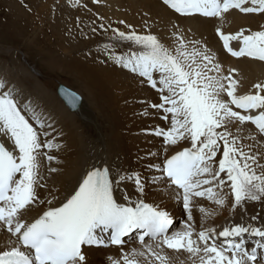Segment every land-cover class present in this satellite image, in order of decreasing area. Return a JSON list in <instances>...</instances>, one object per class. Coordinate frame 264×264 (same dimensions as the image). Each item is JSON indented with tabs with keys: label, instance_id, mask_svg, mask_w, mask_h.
I'll return each instance as SVG.
<instances>
[{
	"label": "snow or ice",
	"instance_id": "6c2138e0",
	"mask_svg": "<svg viewBox=\"0 0 264 264\" xmlns=\"http://www.w3.org/2000/svg\"><path fill=\"white\" fill-rule=\"evenodd\" d=\"M249 2L251 6H246ZM163 3L184 16L222 17L230 9L264 13V0H163ZM244 32L241 29L235 34H224L217 29L224 49L232 56L264 61V30L247 35ZM114 34L117 41L129 42L140 49L116 55V62L146 78L147 83L161 93V102L149 107L163 110L165 120L167 114H171V127L145 129L146 134L163 137L166 146L190 138V148L165 156L162 164L145 166L161 174L152 177V184L160 181L168 188L174 186L173 195L182 202L187 221L182 230L170 232L174 223L170 213L158 204L145 202L148 183L145 175L105 162L103 166L92 165L60 206H51L53 201L49 199V207L32 222H26L22 211L45 203L37 193V189L44 186L40 175L41 149L51 150L54 144L52 140L42 141L41 135L49 136L45 128L52 125L45 124L43 113L38 112L30 100L18 105L15 90L8 88L0 92V231H6L14 239H9L0 250V264H87L83 246L122 248L125 238L133 233H139L136 239L140 247L127 253L122 251L120 259L109 257L110 264H178V257L169 256L165 249L177 254L186 252L191 264H258V250H264V225L254 226L242 221L226 225L217 233L214 226L205 227L204 223L216 212L200 206L202 222L197 232L192 199L206 197L219 208L226 207L227 196L222 192L225 179L221 178V173H226L231 182L233 211L246 201L259 202L264 198V173L256 171L257 167L264 168L258 163L259 153L245 152L238 143L239 138L228 130L235 122L241 125L251 122L264 134V95L261 94L264 85L256 84L255 94L238 95V81L220 73V65L213 63L214 56L208 54L209 50L196 48L199 42H185L175 32V49L168 48L151 33H125L117 29ZM233 40L240 41L238 50L231 47ZM108 48L109 45H105V50ZM154 73L158 74V79L154 78ZM5 87V82L0 81V89ZM62 92L71 105L79 100L75 93L63 89ZM223 93L230 100L222 99ZM232 105L244 112L253 109L259 112L242 114ZM22 109L30 114L35 127ZM3 138L11 142V148ZM218 141H223V155L215 168ZM253 147L256 145H250L249 149ZM43 155L48 161L55 159L47 153ZM122 183L132 184L137 195L124 194L122 200H118L115 192ZM251 220L256 221L257 217L252 216ZM146 237L152 242L145 243ZM249 237L256 238L255 246L250 248ZM259 264H264V254H260Z\"/></svg>",
	"mask_w": 264,
	"mask_h": 264
},
{
	"label": "bare ground",
	"instance_id": "6f19581e",
	"mask_svg": "<svg viewBox=\"0 0 264 264\" xmlns=\"http://www.w3.org/2000/svg\"><path fill=\"white\" fill-rule=\"evenodd\" d=\"M30 3L35 7L37 14L47 16L55 14L51 27L59 36L55 46L60 50L61 57L58 58L57 54L50 55L54 50L47 52L50 58L49 65L53 69L68 72L75 77V83H80L82 90L77 93L64 86L66 91L75 93L79 97L75 105L69 106L57 91L56 95L55 91L48 89L40 81L34 83L33 89L29 90L26 86H22L19 80L10 79L8 73L0 72V80L4 77L3 82L6 84L0 92L7 91L8 88L14 89L16 92L14 99L17 100L18 105L22 106L23 102L30 100L36 110L43 113L45 124L52 125L51 128H45V131L50 133L49 136L41 135L42 141L52 140L54 144L51 150L46 147L41 149L40 175L43 177L41 184L44 186L38 188L37 193L45 203L35 204L27 211H22V219L32 222L38 218L49 207L47 204L49 199L53 201L51 206H60L65 197L78 187V181L92 165L101 166L106 162L109 166L142 172L148 180L145 186V201L158 204L170 213L174 220L170 232L182 230L187 221V213L182 202L175 199L174 187L168 188L166 183L160 181L152 184V177L161 174L155 170L150 171L145 166L162 164L165 156H171L184 147H191L190 138L181 140L176 145L166 146L163 137L146 134L145 129L171 127V114H167L168 119L165 120L163 110L149 107V104L161 102V93L153 89L146 78L122 68L115 58L111 60L114 56L102 62L100 59L104 52L100 47L94 50L93 61L84 60L87 56L83 53L84 58L78 57V52L69 47L70 37L76 32L63 34L60 27L67 23L76 11L83 18L91 15H101L103 18L114 16L116 21L120 23L123 21V25H129L133 30L137 28L142 34L156 35L170 49H175L177 46V39L173 36L175 32L182 36L185 42H199L195 45L196 48L203 50L206 47L209 50L208 54L214 56L213 63L220 65V73L225 77L231 75L232 79L238 81L237 94L245 95L255 94L258 91L254 87L256 84L264 85V61L248 57L239 59L228 57L221 48L217 29L219 28L224 34H235L244 29L245 35L264 30V13H242L237 9H230L222 17L184 16L165 5L163 0H98V2L96 0H30ZM246 6H251L250 2ZM82 26L86 25L81 24L80 33L87 34L89 30L84 31ZM236 41L238 40H233L234 43ZM188 47L191 50L192 44L189 43ZM133 49L134 52L140 51L139 47ZM12 70L14 74L19 72L30 74L22 68ZM154 78L158 79V74L154 73ZM164 94L167 92L165 91ZM261 94L264 95V92ZM23 96L27 99L24 100ZM221 98L230 100L226 93H223ZM232 107L237 110L234 105ZM22 112L35 127L30 114L23 109ZM258 112L259 110L253 109L248 112L243 111L242 114L257 115ZM101 119L104 122H101ZM222 130L218 129V131ZM228 130L239 138L238 143L243 145L245 152L251 151L253 155L259 153L258 163L264 165V134H260L254 124L245 122L241 125L235 122ZM3 140L11 148V142L6 138ZM220 142L221 146L213 161L215 168H218L219 160L223 155V141ZM250 145L256 147L249 149ZM166 147L167 151H165ZM44 153L55 159L48 161ZM149 153L153 155H148ZM51 168L56 171H49ZM256 171L264 173V168L257 167ZM221 178L225 179L222 192L227 196V206L219 208L206 197H193L192 216L196 231L199 232L202 222L201 213L198 211L200 206L216 212V215L204 223L205 227L214 226L217 233L226 225H234L242 221L245 224L253 223L254 226L264 225V198L259 202L246 201L233 211L231 182L227 180L226 173H221ZM124 194L132 197L137 195L130 183H122L115 192L118 200H122ZM252 216H256L257 220L252 221ZM9 239L14 238H10L6 231H0V250H3ZM255 239L248 238L249 248L255 246ZM151 242L145 240V243ZM139 247L140 243L137 242L136 237L130 236L126 238L122 248L121 246H84L83 253L87 264H110L109 257L120 259L122 251L127 253ZM165 251L169 256H177L178 264L179 262L191 264L186 252L181 251L177 254L173 250L165 249ZM260 254H264V250H259V259Z\"/></svg>",
	"mask_w": 264,
	"mask_h": 264
},
{
	"label": "rangeland",
	"instance_id": "374dc122",
	"mask_svg": "<svg viewBox=\"0 0 264 264\" xmlns=\"http://www.w3.org/2000/svg\"><path fill=\"white\" fill-rule=\"evenodd\" d=\"M35 10L30 0H0V72L8 73L10 79L19 80L22 86H26L29 90L33 89L34 83L40 81L45 87L55 91L56 95L59 84L78 93L82 87L80 83H75V77L68 72L53 69L49 65V51L54 50L50 55L57 54L58 58L61 57L60 50L55 46L59 36L51 27L55 14L40 15ZM79 15L80 13L76 11L73 17L60 27L63 34L76 32L70 37L69 47L78 52V57H83V53L87 56L84 60L93 61L96 47H100L104 52L100 59L102 62L113 56L111 60H114L116 55L134 52L133 48L137 46L129 42L117 41L114 30L118 29L125 33L135 31L140 34L137 28L133 30L129 25H123L116 21L114 16L103 18L101 15H91L83 18ZM82 23L86 25L82 26L84 31L89 30L87 34H81L79 31ZM101 25L103 28L100 27ZM105 45H109L107 50ZM11 68L15 70L22 68L30 74L25 75L22 72L14 74ZM0 81H4V77ZM23 99L27 98L23 96ZM101 122L104 120L101 119ZM218 145L221 146L220 141Z\"/></svg>",
	"mask_w": 264,
	"mask_h": 264
},
{
	"label": "water",
	"instance_id": "95a60500",
	"mask_svg": "<svg viewBox=\"0 0 264 264\" xmlns=\"http://www.w3.org/2000/svg\"><path fill=\"white\" fill-rule=\"evenodd\" d=\"M62 89L65 90L64 85L63 84H59V86L57 88V92H58L59 96H62V98L65 99V95H64V92H62ZM65 101H66V99H65ZM66 103H68V102L66 101ZM68 105L70 106L71 104L68 103Z\"/></svg>",
	"mask_w": 264,
	"mask_h": 264
}]
</instances>
